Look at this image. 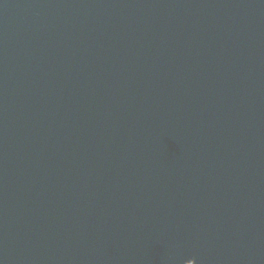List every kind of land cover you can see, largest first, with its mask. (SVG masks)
<instances>
[{"label":"water","instance_id":"95a60500","mask_svg":"<svg viewBox=\"0 0 264 264\" xmlns=\"http://www.w3.org/2000/svg\"><path fill=\"white\" fill-rule=\"evenodd\" d=\"M0 264H264V0H0Z\"/></svg>","mask_w":264,"mask_h":264}]
</instances>
